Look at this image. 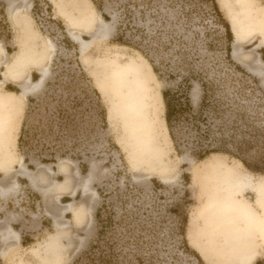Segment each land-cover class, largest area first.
<instances>
[{
  "label": "rangeland",
  "instance_id": "374dc122",
  "mask_svg": "<svg viewBox=\"0 0 264 264\" xmlns=\"http://www.w3.org/2000/svg\"><path fill=\"white\" fill-rule=\"evenodd\" d=\"M251 1L225 4L248 29L235 59L218 0H0V94L17 93L15 108L0 105V122L15 127L0 145V264H243L248 251V264H264L262 228L230 203L259 217L263 209L249 188L229 198L227 171L251 185L264 174L227 153L197 157L221 135L228 151L229 135H264V81L252 59L264 62V0L255 10ZM104 24L107 34L98 35ZM70 30L86 41L83 50ZM130 63L152 109L127 123L112 112V71ZM42 68L43 86L22 96L19 83ZM165 88L179 97L173 136ZM192 222L201 250L188 238Z\"/></svg>",
  "mask_w": 264,
  "mask_h": 264
},
{
  "label": "bare ground",
  "instance_id": "6f19581e",
  "mask_svg": "<svg viewBox=\"0 0 264 264\" xmlns=\"http://www.w3.org/2000/svg\"><path fill=\"white\" fill-rule=\"evenodd\" d=\"M219 1V6L222 7L223 9L225 7V4L227 0H218ZM255 2L256 0L251 1V6L252 10H255ZM232 3L235 5V2L232 1ZM10 9V8H9ZM228 10H226L227 12ZM262 14H264V9L259 10ZM228 16H229V24L231 28V32L234 36V44L233 45V57L235 59L239 58V51H240V43L244 38L246 37V34L248 33L247 27L242 24V22L239 20L238 17L235 15H232L228 11ZM102 30L101 32H98V35L105 36L107 34V27L102 25L101 26ZM263 31V30H262ZM70 35L72 38L79 44V47L81 50H83L86 46V41L80 37L79 35L75 34L73 31H69ZM102 33V34H101ZM261 34V43H264V31L260 33ZM94 37L95 35L92 34ZM253 61H255V64L259 65L257 70L254 72L258 76H261L262 81H264V62L259 60L258 57H253ZM20 60V59H19ZM19 60H17L15 63H17ZM12 66H9L7 68V71L4 72L3 74V80H6L9 78V75L11 73ZM48 70L47 68H42L39 71V77L35 81L28 79H24L19 83V89L20 93L22 96L32 94L40 90V88L43 86L44 81L47 77ZM18 77L21 76V73L19 72ZM112 75L114 77V82L116 85H118V95H119V103L117 105L112 106V112H118L121 113L124 116V120L127 123H130V120L132 121L137 120V119H148V111L147 109H152L150 107H147V103L152 107V102L150 100V97L146 96V93H144V88L146 87L142 81L141 78V70L139 69L138 66L135 64H128L126 66H123L121 68L115 67L112 71ZM123 86V87H122ZM115 90V88L113 87ZM142 90V93H141ZM0 105L4 107H9L12 108L14 107V98L9 97L7 98L5 96V92L0 94ZM5 117V116H4ZM5 122V121H4ZM0 122V145L1 147H5V139L7 135H11L12 132V127L8 125V123ZM4 162V161H3ZM214 162H209L207 163V166H213ZM229 179L232 181V185L230 188V192H227L229 195V198H233L235 192L237 189L245 190V189H251L255 196L257 201L260 203V206L263 209V216L259 217L257 216L256 212L248 207L247 205H244L241 202L237 203H230V209L234 212L235 216L241 217L242 219L248 220L250 222V226H256L258 228H262L264 231V179L259 180L255 182L254 185H251L250 179L248 177H243L240 176V173H235L234 171L230 170L227 171ZM69 177V176H67ZM29 180L33 184L34 177L31 176L30 174L28 175ZM34 185V184H33ZM238 192V191H237ZM236 195V194H235ZM229 200V199H228ZM228 202V201H227ZM227 204V203H226ZM230 204H227L230 205ZM72 209L71 205L68 204L65 208V210ZM75 212V211H74ZM75 219L79 218V213H74ZM194 222V221H193ZM193 222L191 224V227L189 229L188 233V238L189 241L198 249L201 250V247L198 246V234L197 232L193 229L194 225ZM260 230L261 232L259 233L260 237L264 238V232ZM235 239V238H234ZM240 240V238H238ZM235 241V240H234ZM264 241V240H263ZM232 242V241H231ZM245 255V254H244ZM243 255V256H244ZM252 260V252L248 251V256H245L242 259L243 264H248Z\"/></svg>",
  "mask_w": 264,
  "mask_h": 264
},
{
  "label": "trees",
  "instance_id": "16d2710c",
  "mask_svg": "<svg viewBox=\"0 0 264 264\" xmlns=\"http://www.w3.org/2000/svg\"><path fill=\"white\" fill-rule=\"evenodd\" d=\"M153 70L155 73H157V68L153 66ZM10 91H16L15 89H9ZM161 96L164 103V118L167 125V128L169 132L172 134V120L176 117V114L178 112V108L175 105V102L179 100L178 96H172L171 91L167 88L163 89L161 91ZM185 101L188 102V99L186 96L184 97ZM29 102L36 101L35 97L28 98ZM27 113V110H26ZM27 115L25 116V120L22 122L18 137V148L23 150V145L27 144ZM236 135H229V138L232 143H230V146L233 151H228L223 146L227 143V140L224 139V137L221 135L218 140L220 141L218 147H204L200 149L197 153V157L199 159H202L203 157L211 154V153H227L233 157H236L239 161L242 162L244 167H246L249 171L259 174H264V135H242L241 137H238L236 141L235 140ZM249 136V137H248ZM26 140V141H25ZM229 143V142H228ZM252 146L256 147L254 154L247 157L245 155V152L249 150ZM23 161L28 162V158L26 155L23 156ZM29 166V165H28ZM138 261V259L136 258ZM110 260L103 261L102 264H109ZM198 264H202L201 261L198 260ZM255 264H260L259 261H257Z\"/></svg>",
  "mask_w": 264,
  "mask_h": 264
},
{
  "label": "crops",
  "instance_id": "0c3cea01",
  "mask_svg": "<svg viewBox=\"0 0 264 264\" xmlns=\"http://www.w3.org/2000/svg\"><path fill=\"white\" fill-rule=\"evenodd\" d=\"M16 94H17V93H16L15 91H10V90H8V91L5 92V96H6L7 98H9V97L14 98V108L17 106V100H15ZM4 115H5V114H4ZM14 130H15V127L12 126V132H11V135H14Z\"/></svg>",
  "mask_w": 264,
  "mask_h": 264
}]
</instances>
